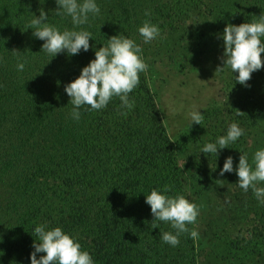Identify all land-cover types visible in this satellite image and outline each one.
<instances>
[{
    "label": "trees",
    "instance_id": "trees-1",
    "mask_svg": "<svg viewBox=\"0 0 264 264\" xmlns=\"http://www.w3.org/2000/svg\"><path fill=\"white\" fill-rule=\"evenodd\" d=\"M213 26L260 124L264 0H0V264H197L142 72Z\"/></svg>",
    "mask_w": 264,
    "mask_h": 264
},
{
    "label": "rangeland",
    "instance_id": "rangeland-1",
    "mask_svg": "<svg viewBox=\"0 0 264 264\" xmlns=\"http://www.w3.org/2000/svg\"><path fill=\"white\" fill-rule=\"evenodd\" d=\"M196 31L162 49L142 75L177 152L197 264H264V121L251 124L232 88L238 58L229 28Z\"/></svg>",
    "mask_w": 264,
    "mask_h": 264
}]
</instances>
